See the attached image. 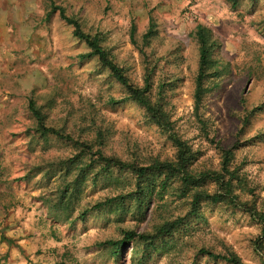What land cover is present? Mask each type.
Segmentation results:
<instances>
[{"label": "rangeland", "instance_id": "obj_1", "mask_svg": "<svg viewBox=\"0 0 264 264\" xmlns=\"http://www.w3.org/2000/svg\"><path fill=\"white\" fill-rule=\"evenodd\" d=\"M61 9L100 37L135 86L145 85L147 68L154 71L151 94L157 99L164 86L165 110L193 157L187 187L225 194L216 181L198 179L218 173L228 183L235 174L238 202H202L191 215L192 193H183L182 181L141 204L128 168L105 172L106 164L95 162L82 172L98 151L140 168L175 161L177 148L143 107L127 100L125 88L74 36ZM199 24L218 39L213 57L223 72L207 81L209 93L197 110L193 33ZM150 30L155 35L145 45ZM31 100L49 127L93 149L66 181L69 165L62 163L81 155V148L38 134ZM225 150L231 154L228 171ZM82 173L81 192L71 186L68 210L61 209L62 188ZM110 199L111 205L95 207ZM262 214L264 0H0V264H138L145 244L139 254L129 244L122 258L113 259L109 242L122 241L129 230L153 235L158 225L179 217L188 220L155 241L144 264H228L202 250L264 264V243L255 248L264 242Z\"/></svg>", "mask_w": 264, "mask_h": 264}, {"label": "trees", "instance_id": "obj_2", "mask_svg": "<svg viewBox=\"0 0 264 264\" xmlns=\"http://www.w3.org/2000/svg\"><path fill=\"white\" fill-rule=\"evenodd\" d=\"M61 17L71 26L74 27V36L84 42L91 50L92 56H95L99 59L101 65L110 71L112 77H114L118 83H120L125 90L127 91L128 98L127 100H131L132 102L138 104L143 107L148 115L150 116L151 121L157 125L158 128L162 130L164 134H166L169 139L174 143L177 148V157L173 162H160L156 161L151 167H135L130 164L123 163L115 158L106 157L102 151H98V159H87L89 160L88 165L82 166V172H85L86 169L92 166L95 162H100L106 164V171L109 172L113 168H128L132 171L137 179L138 190L134 193L135 200L139 203H144L147 195H152L155 192L158 193L159 196H163L164 193L173 186L174 182L182 181V190L185 195L192 193L190 204L192 206L191 215H197L200 210V206L202 202H212L213 204L223 202L227 198L232 197V203L238 202V196L234 197L233 195V181L237 178L235 174H233L228 183L225 182L224 175H219L218 173L212 174H204L198 180L211 179L216 181L221 191H225V194H210L205 190L198 189L197 191H193L187 187L192 183V179L194 178L193 174L190 173V167L192 164V154L187 146V143L183 141L180 136L175 132L173 123L170 120L169 113L165 110V106L167 105V100L165 97V88L164 86L160 87V92L157 99L153 97V73L149 68H147V74L145 79V85L143 87H137L132 82L131 79L126 74L125 70L120 67L109 54V52L102 46L101 40L99 36H92L83 31L78 20L71 18L66 15L65 11L61 9ZM194 38L198 44L199 50V69L198 75L196 78V89H195V102L196 109L200 108L204 98L209 93V88L206 86L208 80L213 79L222 74L223 70L219 69L218 62L214 59V53L220 47L218 44V39L214 36V33L211 29L204 26L203 24L197 25L194 31ZM132 38H135L136 31L133 28L132 30ZM154 31L150 30L143 38L145 45L150 44V40L154 37ZM137 43V41H134ZM141 53L145 55V50L141 48ZM114 103H116L114 101ZM118 103V102H117ZM30 112L32 113L35 121H36V132L43 136H54L59 140H65L67 142L73 143L75 146H79L81 148V155H78L74 158L65 160L62 164L67 166L69 165L68 171L63 173V180L66 181L68 175L71 174V170L75 164H86L84 157H88V154L93 150L89 145H83L78 143V141L72 137L71 135H67L62 130H58L53 127H49L46 123V116L40 111L39 108L36 107L34 101H30L29 104ZM262 107H259L256 111L261 110ZM87 151V152H86ZM85 152V155H84ZM225 160H223V170L228 171L229 164L231 162V154L229 151L225 150ZM63 172V171H62ZM85 173L78 175V177L70 184L66 185L67 187H63L60 193V205L59 207L63 210H68V204L71 193V186L79 189L81 192V187L84 184L82 176ZM196 180V181H198ZM195 181V182H196ZM241 181V180H240ZM194 182V183H195ZM143 184L145 186H143ZM146 184H149L146 185ZM159 188V189H158ZM159 191H158V190ZM157 190V191H156ZM163 198V197H161ZM115 199L107 200L104 203H100L96 205V208H101L103 206L111 205ZM243 205V204H241ZM244 206V205H243ZM256 211V210H255ZM256 214L257 211H256ZM254 216V214L252 213ZM260 218L264 225V215H260ZM188 220V217H179L176 220H168L156 227V231L153 235L151 234H138L135 231H126L124 233V239L118 243L109 242L110 246V254L113 259H117L122 254V250L129 244H135L134 250L135 254H139V247L143 244L146 245V252L142 253L141 256L138 257V264H144L146 260L149 259V251L154 248V242L163 239L166 237H170L177 229H179L185 221ZM259 241V240H258ZM263 243L259 244V242L255 243V248L258 251L260 247H263ZM201 254L214 259V260H222L228 264H242L240 258L236 254L230 255H222L215 254L211 251L202 250ZM120 258V259H121Z\"/></svg>", "mask_w": 264, "mask_h": 264}]
</instances>
